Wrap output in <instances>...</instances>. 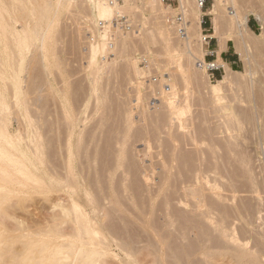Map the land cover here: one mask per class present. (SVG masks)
<instances>
[{
	"label": "bare ground",
	"instance_id": "bare-ground-1",
	"mask_svg": "<svg viewBox=\"0 0 264 264\" xmlns=\"http://www.w3.org/2000/svg\"><path fill=\"white\" fill-rule=\"evenodd\" d=\"M136 1L126 0L125 5H120L119 1L112 4L108 0H0V264H105L106 257L108 258L109 255L110 258L111 255L115 257L114 254L116 253H114L115 249H112L113 245L125 252L128 258L130 257L129 262L127 261L128 264H138V262L142 264L144 261L148 264L152 261L149 256H154L153 264H220L218 260L225 258L228 259H225L224 262L229 261V259L232 261L227 262L228 264H264V177L260 178L254 171L256 165L254 166L255 156L253 154L256 147L254 146L253 152L251 151L254 145L255 131H258V134L255 132L258 135L257 143L260 147H264V126L261 127V130L259 124L264 121L262 120L264 118L260 114L261 112L258 111L260 109L262 111L263 105L261 102L264 101V97L260 95L263 97L261 100L258 96V99L256 98L257 92H255L256 89L254 90L256 80L254 78L256 77L252 79L256 70L254 71V67L251 66V61H247L249 63L246 65V74L234 70L224 61H221L220 64L224 66L223 78L216 83H209V78L207 79L206 82L211 93L207 107L210 106L209 108H213L215 113L221 114L219 119L222 121L215 127L210 125V127H206V125L207 130L204 128L203 131H200L201 133L198 132L200 135L197 131H194L196 134H191L193 138L189 136L190 143L193 139L196 153L193 155L194 150L191 151L193 156L189 155L192 157H189V159L185 156L187 162H182L180 156L179 159L182 163H187L190 168L187 164H182L184 165L183 168H181V165L179 168V164L176 167L178 159L176 155L179 153L176 154L177 152L174 151V145L169 147L167 144L165 149H167L166 151L169 150L167 155L169 154L170 157L167 156L169 159H166L164 158L165 154H161L164 160L161 158L163 162L161 160L162 164H159L160 171H157L159 169L156 167L159 166H155L153 162H151L153 165L150 163V166L149 164L148 166H141L139 162L141 159L138 158V161L135 159L140 153L138 152V155L137 153L133 154V152H137V150L133 151L135 148H132L134 141H131L132 138L129 142H127L128 139H124L125 141L121 140L122 143L119 136L124 134V130H122V133L119 128L115 131L117 135H113L114 138L116 137V145L114 146L118 148L117 152L115 151L117 154L112 152L115 156L112 154L113 156L107 159L103 158L104 161L102 160V162L100 158L105 157V154L100 150L102 147L99 148V146L103 143L101 142L103 136L102 138L97 136L100 137L99 139L95 137L97 132L93 134L91 132L92 136L89 139L85 138L84 128H86V131L90 121L88 120L89 117L86 116L88 113L85 117H82V114L87 111V108L85 109L86 105L83 104L85 99L83 97L82 99L77 98V95L76 99L71 98L75 91L71 90L72 88L69 89L71 84L65 82L66 80L64 81L65 72L60 69L61 67L59 68L58 61L60 59L57 61L55 56L57 53L55 31L59 29H57L58 19L62 13L68 12V10L77 9L78 11H76L79 12L81 9H87L88 7L93 15L89 21H106L103 29L100 30V40L96 41L94 39L95 42L92 43L87 62L90 69L88 78L91 93L94 96L96 93L97 96L94 97L96 104L95 101L93 103L98 107L106 102V98L103 99L99 92H102L101 94L106 92L103 89H106L104 84L106 80L103 83L102 79L111 72L109 70L107 72L105 69H109L112 63L110 62L108 65L107 61H104V64H101L102 57L100 56L111 49L113 50V48L115 50L120 48L122 52L124 50L127 53V49L132 44L127 40L128 34L117 28L111 19L116 15L126 14L127 11L134 12L135 9H140L139 12L142 9L147 10L150 15L156 17L158 13H163L167 9H164L162 0H144L143 8L137 7ZM179 2L184 13L186 27V31L182 35V43L180 41L174 43V40H172L174 44L171 43L173 34L171 29L173 27L171 29L169 27V29L163 28V31L160 27V32H162L160 38L165 41L162 40L163 44L166 43L163 47L165 49H162V51H164V60L167 66L169 64L178 66L180 70H178L180 73L178 75L181 77L179 78L186 86L194 83L199 87L201 83H204L203 80H206L203 79L200 73V70L205 69L198 66V61L204 60L207 54L204 45L208 46L202 40L203 15L213 14L215 16L214 34L211 35L220 38V49H225L226 39L232 38L236 44L238 54L242 57L248 55L247 53L250 52L251 47H254V41L257 38L264 36V30L259 35L248 26L249 13L253 12L263 26L262 28H264V0H261L263 12L256 10L240 11L236 5H232L233 0H214L211 9L208 11L203 10L199 0H179ZM90 12L89 14H91ZM88 16L90 17V15ZM176 24L173 25L175 28L179 26V24ZM226 29L230 32L229 34L225 33ZM247 30L251 31L253 36H256L255 40L251 35L246 36L247 34L244 31L247 32ZM145 34L141 35L140 43L143 44V47L148 48L151 43L156 41L158 34L156 36L154 32L148 34L145 32ZM263 38L260 40L264 41ZM161 40L159 42L157 39L158 43H161ZM198 40H201L200 44L196 43ZM33 45L37 47L34 50H38L40 54L38 58L36 57L38 59L36 62L41 67L38 65L36 67L41 70L38 68L37 71L35 67L36 72L34 66L31 69L28 62L25 65L26 61L23 59L25 55L27 56L25 50ZM257 45L259 46V43ZM135 58L127 57L125 67L132 70L137 81H140L143 75L150 72V68L147 67V71L141 69ZM184 62H186L188 68L185 67ZM159 66L165 69L163 65ZM28 67L30 68L29 73L27 72ZM55 67L58 68V72H61L52 76V80L50 75H52ZM189 67H194L196 70L193 69L191 74H187L190 71ZM56 71L54 72L56 73ZM162 71V81L159 82L160 85L158 82L157 84L159 85L160 95H164L161 102L166 106L161 105L166 107V110L162 109L163 114H160L161 111L158 112L159 114L157 113V118L164 115L159 121L154 117V114L149 115V117L152 116L151 120L156 119L150 123H153L151 128L154 130L152 132L154 133L153 136L155 130L159 132L155 138L153 137L155 141L156 139L160 141L161 130L166 128L164 125L160 129L164 119L166 125L168 123V130L171 131L169 135H172L174 121L182 123L183 118L182 106L180 107V104L176 105L174 103L177 102L174 101V98L179 94L174 88V84H177L172 81V76L165 79V73ZM234 73L236 76L243 75V77L250 75L252 80L250 79L249 84H241L246 87V91L242 89L244 95L243 92H238L233 96L238 103L240 102L239 109L234 107L236 112L226 113L229 107L225 104V100L228 99L225 91L233 85ZM55 76H58L57 79L61 77V81L59 80L60 82L57 81L58 84L56 83L60 87H56L54 83ZM204 77L206 76L204 75ZM66 79L67 81L70 80L67 75ZM236 80L238 81V78ZM61 82L64 83L62 86ZM77 83L80 84L78 81ZM261 83H264V80ZM142 84V82L140 85L138 84L139 88L137 89H140ZM239 87L238 89H240ZM243 87L241 86V88ZM258 87L260 88V86ZM259 88L258 91L261 89ZM99 89L102 90L99 91ZM154 91L156 92L152 91L154 94H159L156 89ZM43 92L46 94L43 95ZM259 92L264 94V89ZM188 97L186 98L187 101L189 100ZM255 98L258 101L260 100L261 108L259 107L260 103ZM203 102H206V100L204 99ZM129 109L131 108L128 106L127 116L125 114L124 120L125 129H128V131L130 129L134 133V130H132L134 116L130 114ZM145 114L143 115L145 116ZM104 119L106 118H103L98 124L99 129L104 126ZM14 120L17 123H13ZM160 120L162 121L160 122ZM86 121L87 125H85ZM147 122L149 124V121ZM261 124L264 125L262 122ZM46 126L50 130L45 131ZM181 126L184 125L181 124ZM201 127L203 128V125ZM95 128L93 127V129ZM202 128L200 129L202 130ZM144 132L140 133L143 134ZM223 132L227 135L222 134L224 137L221 135L222 138L220 136L219 139L214 137V135ZM100 133V135L104 134ZM148 133L150 134V132ZM125 134L127 133L125 132ZM137 135L140 136L138 133ZM145 140L146 142L149 141ZM93 141L95 144L91 149L90 144ZM119 141L121 142L120 149L117 147L120 144ZM161 141L165 142L164 140ZM53 143L54 147L52 149L51 145ZM129 143H132L130 144L131 147H129ZM159 145L162 147L164 143L161 142ZM251 145L252 148L249 149ZM112 146L113 144L110 145V147ZM129 148L132 149V152H129ZM129 155L130 161L128 159ZM157 175L159 180L154 183ZM136 176H138L137 181L133 180ZM135 183L137 184L135 185ZM136 191L138 194H136ZM34 193H40V196L41 194L45 195L46 197H43L51 200L52 209H56V212L54 210V214H50L51 217L48 219L49 221L47 220L48 222L46 221V224H43V226L38 224L36 230L31 229L29 225L22 224L28 221H21V219L14 217L18 221V225L21 224V226L19 225L20 228H17L19 233H15L11 230L15 225L13 224L14 227L12 226L10 229L9 226L7 227L8 222H5L4 219L7 214L10 216L9 218L12 217V211L9 213L8 203L15 197L18 199L16 200L17 203L24 206L33 197ZM134 210L136 213H134ZM129 212L132 213V221L134 220V222L140 224L138 225L140 228L137 226L139 230L134 227L136 230L132 229L131 231V220L127 221L124 217ZM116 219L123 226H118L114 222ZM18 243H21L22 247L20 248L22 249L14 248ZM138 247L139 249L143 248L144 256H147L144 257L145 259L142 257V260H144L142 262L137 256ZM141 252L140 250V254ZM145 262L144 264H146ZM221 262L223 264V261Z\"/></svg>",
	"mask_w": 264,
	"mask_h": 264
},
{
	"label": "rangeland",
	"instance_id": "rangeland-1",
	"mask_svg": "<svg viewBox=\"0 0 264 264\" xmlns=\"http://www.w3.org/2000/svg\"><path fill=\"white\" fill-rule=\"evenodd\" d=\"M125 2H126V0H120L119 1V3H120V5H125ZM261 2V0L259 1V0H233V2H232V5H236V7L238 8V9H240V11H249V10H256V11H258V12H263V7L261 6L262 5V2ZM143 3H144V0H137L136 1V5H137V7H142L143 6ZM180 2H179V0H178V2H176V3H173V4H170V3H167V2H163V6H164V9L165 8H167V9H165V11L164 12H166V13H158L157 14V16L156 17H154V15L152 16V15H150V13L147 11V10H143L142 8V10H141V12H139L140 11V9H135V11L134 12H131V11H127L128 13H124L125 15H127V16H129V18H130V21L132 22V24H133V26H134V31H130V32H127V31H122V32H124V33H126V34H128V38H127V40H128V42L129 43H132V44H130L131 46L127 49V53H126V51H124L123 50V52H122V49H120V48H116V50H115V48H113V50L111 49V50H109L106 54H102V56H100V57H102L101 58V61H102V63L101 64H104V61H107V64L109 63L110 64V62H112L110 65V67H109V69H105V71L107 70V72H108V70H109V72L110 73H108V75L106 76H104L103 78L104 79H102V82L104 83V81L106 80L107 81V83H106V81H105V86H106V89H108V90H106L105 88H103L106 92H103V94H101L102 92H99V95H101L102 97H103V99L104 98H106V102L105 103H107V104H105L104 103V105H102V106H98V107H96V101H95V98L94 97H97L96 96V93H95V96L93 95V93H91V86H90V80H89V78H88V73L90 72V69H89V65H88V57H89V53H90V48H91V46H92V43H94L95 42V40L96 41H99L100 40V30H102L103 28H99L98 27V22H99V20L97 21H94L93 22V20L92 21H89V20H91L90 18H92V13L90 12V10H89V8L87 7V9L86 8H83V9H81L79 12H77L78 10L77 9H72L71 11L70 10H68V12H64V13H62L61 15H60V17H59V19H58V25H57V29L58 30H56L55 32H56V38H58L57 40H56V38H55V44H56V54H55V56L57 57V61L60 59V61H58V65H60L59 66V68L60 69H62L64 72H65V79H64V81L65 82H68L69 84H71L70 85V87H69V89H71V90H74L73 92V95H72V97L71 98H75L76 99V95H77V98L79 97L80 99H82V97L85 99V101H84V99H83V101L85 102V103H83L84 105H86V107H85V109L87 110H85L86 111V113L84 112L83 114H82V117H85V115L88 113V115H86V116H88L89 118H88V120H90L89 122H88V125L86 124L87 123V121L85 122V125H87V130L85 131V129L86 128H84V132H86V133H84L85 134V138H90L92 135L91 134H93L94 132H97V133H95L96 134V136L95 137H97V136H101V138H102V136H103V139H101V142H103L102 143V145H101V142H100V145L101 146H99V148H101L100 150L101 151H103L104 152V154H105V157H102V158H100L101 159V162H102V160H103V158L104 159H107L108 157H110V156H113L117 151V149L118 148H115V146L114 145H116V140H115V138H114V136L113 135H117V133L115 132V131H117L118 130V128H119V130H121V132H122V130H124L123 132H124V134H119L120 136V138L121 139H119L120 141L121 140H123V141H125L126 139H128V141L127 142H129V140L132 138V142L134 141V145H132L133 147V151H135V150H137V152H133V154H135V153H137V155L139 154V156H136L135 157V159L137 160L138 158H140L141 160L139 161L140 162V164H141V166L143 165H145V166H148V164H149V166H150V163L151 162H153L154 163V165L155 166H159V167H156V168H158L159 170H157V171H160V165L162 164V162H163V156L162 155H164V158H166V159H169V154L167 155V153H168V151H166L167 149H165V148H167V146H165L166 144L169 146V147H171L170 145H174V151H176L175 153L176 154H178V155H176V158H177V156H178V159H177V162H176V167H178L179 166V168H180V165H181V168H183L182 166H184V165H182V164H187V163H182V162H187V159H189V155H192V153H193V155L196 153L195 152V144L193 143V139H192V141H191V143H190V137H192L191 136V134H196L194 131H197V133L198 132H200V131H203V129L204 128H206V127H208L209 125L211 126V127H215V126H217L218 124H220L221 123V121L222 120H220L219 118L221 117L220 115L221 114H219L218 112H216L215 113V111H214V109L212 108V109H210L209 107H207V103H209V98L211 97V93H210V91H209V87H208V85H207V79L210 81L209 83H216L219 79H221V78H223V75H224V71L222 72V74L220 75V74H216L214 77H212V74H210L208 71H206V70H200V73L202 74V77H203V79L205 78L206 80H203L204 81V83H201L200 84V86L198 87L197 85H194V83H191V84H188L187 86L186 85H184V83H183V81L182 80H180V76L178 75V73H179V68H178V66L176 65V64H169L168 66H167V64H166V62H165V56H164V51H162V49H163V47L165 46V44H163L164 42L161 40V38H160V35H161V33L162 32H160V27H162V29H161V31H163L164 29L163 28H165V29H167L168 27L171 29L172 27V29H171V31H172V37H171V43H172V40H174L173 42L174 43H176L175 41H177V43H179V41H180V43H182L181 41H183L182 39H183V36L180 34V33H178L179 32V30L177 31V29H179V26H176V28H175V26H173V25H175L176 24V22H174L173 21V19L171 18V17H173L174 16V14L175 13H177L178 11H179V8H180V4H179ZM214 3V0H207V3H206V5H205V7L203 8V10L204 11H208V10H210L211 9V7H212V4ZM255 4V5H254ZM171 10H170V9ZM84 9H86V10H84ZM168 9H169V11H168ZM75 10V11H74ZM77 10V11H76ZM82 10H83V12H82ZM82 12V13H81ZM89 12L91 13V14H89ZM172 12V13H171ZM69 13V14H68ZM264 13V12H263ZM66 14V15H65ZM84 14V15H83ZM90 15V17L88 16V15ZM73 15V16H72ZM87 15V16H86ZM71 19H70V18ZM74 17V18H73ZM76 17V18H75ZM87 17H89V18H87ZM214 15L213 14H205V15H203V20H205V21H207L208 22V24H207V26H209V27H211V30H209V32L211 33V34H214V32H213V26H214ZM79 21H78V20ZM76 20V21H75ZM84 20H86V21H84ZM72 21V22H71ZM145 21V22H144ZM249 22H248V26L254 31V32H256L257 34H259V35H261L262 33H263V30H264V28H262L263 26L260 24V21L257 19V17L255 16V14L253 13V12H250L249 13V20H248ZM145 23V24H144ZM158 23V24H157ZM162 23H164V24H162ZM160 24V25H159ZM105 25V24H104ZM166 27H165V26ZM177 25V24H176ZM104 27V26H103ZM204 27H206V24H204ZM19 28H21L20 26H19ZM142 28V29H141ZM157 28H158V30H157ZM168 28V29H169ZM176 29V31H175V29ZM149 31H151L150 29H155V30H152L153 32H154V35L156 36V34H158L157 36H156V43L154 42V43H151L150 45H149V47L148 48H146L145 46L143 47V44H141L140 43V40H141V35H146L145 34V32L148 34V33H153L152 31L151 32H149ZM174 29V30H173ZM228 30H229V28H227ZM226 29V30H227ZM148 32H147V31ZM225 31V33L226 34H229L230 32L229 31ZM143 31H145V32H143ZM160 32V33H159ZM244 33L245 34H247L246 36H252V38H253V40H255V38H256V36L254 35L253 36V33L250 31L249 32V30H247V32L246 31H244ZM250 33V34H249ZM62 34H63V38H62ZM97 34V35H96ZM182 37H181V36ZM173 36H174V38H173ZM96 37V38H95ZM180 37V38H179ZM213 37H217L218 39H219V41H220V38L218 37V36H213ZM264 36H262V37H259V38H257L254 42V47L252 48L251 47V49L249 50L250 52L249 53H247L248 55L247 56H245V57H242V56H240L239 55V57H240V61H239V63L237 64V65H235L234 66V70H238V71H240V72H242V73H245L246 74V65H248V63L249 62H247V61H251V66L252 67H254V71L256 70V73H254V76H252V79H253V77H256V78H254V80H255V83H254V90H255V92H257L256 93V98H257V96H258V98L261 100V98H263L264 97V94H262L263 93V91H262V93H260L259 91H261L262 89H264L263 87H264V83H261L263 80H264V71H263V69H264V41H261L262 40V38H263ZM200 38H201V35H200ZM251 38V37H250ZM251 38V39H252ZM61 39V40H60ZM95 39V40H94ZM157 39H158V41L160 42V40H161V43H158V41H157ZM177 39V40H176ZM181 39V40H180ZM259 39V40H258ZM261 39V40H260ZM63 40V41H62ZM227 41H229V43H230V45L231 46H233L235 49H236V51H238L237 50V47H236V44H235V42H234V40L232 39V38H227L226 39ZM263 40H264V38H263ZM62 41V42H61ZM199 41V40H198ZM196 42V43H199L200 44V41L199 42ZM256 41H258V42H256ZM61 43V44H60ZM63 43V44H62ZM174 43H172V44H174ZM202 43V42H201ZM259 43V46L257 45ZM261 43H263V44H261ZM58 44V45H57ZM163 45V46H162ZM197 45V44H196ZM258 46V47H256V46ZM34 46V47H33ZM33 46H31V47H29L28 49H26L25 50V54H27V56L25 55V58H23V59H25V61H26V63H25V65L27 64V62L29 63V66H30V68L32 69L33 68V66H34V68L38 65V66H40V64H38V62H36L38 59V57L40 56V54H39V51L38 50H34V49H36L37 47H35V45H33ZM63 46V47H62ZM205 46V49H206V51H207V49H208V46H206V45H204ZM89 47V48H88ZM162 47V48H161ZM258 48V49H257ZM32 49V50H31ZM61 49V50H60ZM165 49V48H164ZM163 49V50H164ZM28 50V51H27ZM58 50V51H57ZM63 50V51H62ZM61 51V52H60ZM117 53H116V52ZM59 52V53H58ZM122 52V53H121ZM126 54H125V53ZM61 53V54H60ZM121 53V54H120ZM124 53V54H123ZM72 54V55H71ZM117 54V55H116ZM120 54V55H119ZM143 54H147V55H149L150 56V58L152 59V60H150V67L148 66V68H150V72L149 73H147V74H145V75H143L142 76V78L140 79V81L143 83L141 86H140V89H137V88H139V85H140V81L138 80L137 81V79H136V77H135V75L133 74V72H132V70H128L127 69V67H125V62H127L126 61V59H127V57H136L135 59H136V63L138 64V66L141 68V69H143V70H145V71H147V67H144V65L143 64H141V62H140V57L143 55ZM84 55V56H83ZM59 56V57H58ZM119 56V57H118ZM122 56H123V59H122ZM206 56V55H205ZM4 57H6V55H4ZM34 57V58H33ZM37 57V58H36ZM61 57V58H60ZM63 57V58H62ZM67 57H70V58H67ZM83 57V58H82ZM87 57V58H86ZM121 57V58H120ZM248 57V59H246ZM67 58V59H66ZM86 58V59H85ZM119 58V59H118ZM22 59V60H23ZM34 59V60H33ZM40 59V58H39ZM66 60V61H62V60ZM250 59V60H249ZM70 60V61H69ZM80 60V61H79ZM83 60V61H82ZM86 60V61H85ZM164 62H163V61ZM114 61H116V62H114ZM218 61H219V64L220 63H222L221 62V60L220 59H218ZM30 62H32V63H30ZM36 62V63H35ZM66 62V63H65ZM34 63H35V65H34ZM61 63V64H60ZM70 63V64H69ZM72 63V64H71ZM158 65H157V64ZM261 63V64H260ZM33 64V65H32ZM63 64V65H62ZM83 64V65H82ZM106 64V65H107ZM108 64V65H109ZM112 64H114V65H116V66H114V65H112ZM186 64V62H184V65ZM255 64V65H254ZM68 65H70V66H68ZM107 65V66H108ZM159 65H163L164 66V68L165 69H162ZM187 65V64H186ZM185 65V67L186 68H188V65L186 66ZM28 66V65H27ZM74 66V67H73ZM230 66V65H229ZM41 67V66H40ZM112 67H114L113 69H112ZM160 67V68H159ZM231 67V66H230ZM30 68L28 67L27 68V72L30 70ZM37 68V71H38V68L39 67H36ZM36 68H35V72H36ZM67 68V69H66ZM177 68V69H176ZM40 69V68H39ZM55 70L54 71H56V73L53 71L52 72V75H50V78L52 79V76H54V75H58V74H60V72H58V68H54ZM76 69V70H75ZM81 71H79V70ZM116 69V70H115ZM123 69H125V70H123ZM189 69H190V71L187 73V74H191V72H193V69H195L194 67H189ZM188 69V70H189ZM259 69V70H258ZM34 70V69H33ZM41 70V69H40ZM68 70H69V72H68ZM163 70V71H162ZM169 70V71H168ZM179 70V71H178ZM187 70V71H188ZM196 70V69H195ZM67 71V72H66ZM71 71H72V74H71ZM161 71L163 72V73H165L164 74V77H165V79H168V78H171V76H172V81H174L177 85H179V86H177V85H175L174 84V88L178 91V95H176V99L174 98V101H177V102H174L176 105L177 104H180V107H181V109L183 110V112H182V123L181 122H175L174 121V126L172 127V135L173 136H175V137H173L172 135H169V133L171 132L170 130H168V123H167V125H166V122H165V119H164V123H163V121L162 120H160V122L162 121V124H161V127H160V129H162V126H164V127H166V128H163V130H164V132H163V130H161L162 131V133H161V131H160V133H161V135H159L160 137H159V140L161 141V140H164L165 142H163V141H161L162 143H164V145L161 147V145H159V144H161V142L160 141H158L157 139H156V141H158V142H156L155 140H153L154 138H155V136L156 135H158L157 133H159V132H157V130H155L156 132H155V135L153 136V134L154 133H152V132H154V130H152L151 128H152V124H150L151 122H153V120L155 121L156 119L159 121V119H161V118H163L162 116H164V115H160V117L159 118H157L158 117V112L159 111H161L160 112V114H163V110H166V107H164V106H166V104L164 105V103H162L161 102V100H162V97L164 96L163 94H161L160 95V89H159V85H160V83L159 82H161L162 81V75H161ZM175 71V72H174ZM177 71V72H176ZM198 71V70H197ZM30 72V71H29ZM28 72V73H29ZM41 72V71H40ZM77 72H78V74H77ZM85 74H84V73ZM107 72H105V73H107ZM195 72V71H194ZM259 72V73H258ZM54 73V74H53ZM171 73V74H170ZM173 74H174V76H173ZM180 74V73H179ZM210 74V76H208ZM244 74V75H245ZM66 75H67V78L68 79H70L69 81H67V79H66ZM78 75V76H77ZM177 75V76H176ZM204 75L206 76V77H204ZM238 75H240V74H238ZM61 76V75H60ZM70 76H71V78H70ZM83 76V77H82ZM170 76V77H169ZM56 77V80L54 81V83H55V85H56V83L58 84V82L57 81H61V77H59L60 79H57V77L58 76H55ZM85 77V78H84ZM154 77H157L158 78V81H155L154 82ZM175 77H177V78H175ZM180 77V78H179ZM240 77V78H239ZM242 77V78H241ZM261 77V78H260ZM74 78V79H73ZM81 80H80V79ZM175 78V79H174ZM235 78V79H234ZM238 78V81L236 80ZM75 79H76V81H75ZM160 79V80H159ZM233 80H234V82H233V85H231V86H229L228 87V89L225 91L226 93V96H228L227 98L228 99H226L225 101L227 102H225V104H227V107H229L228 109H227V111H226V113H230V112H232V113H234V112H236V110L235 109H237L238 107H239V105H240V102L238 103V101L237 100H235L234 98H233V96H235V93H238V92H240V93H242L243 92V90L244 91H246V87L244 88L243 87V85H241V84H245L246 85V83H250L251 82V76L250 75H245L244 77H243V75H240V76H236L235 75V73H234V76H233V78H232ZM239 79H240V81L242 80V82L240 83V81H239ZM248 79V80H247ZM251 79V80H250ZM261 79V80H260ZM263 79V80H262ZM53 80V79H52ZM86 80V81H85ZM176 80V81H175ZM59 81V82H60ZM77 81L78 82H80V84L79 83H77ZM257 81V82H256ZM71 82V83H70ZM83 82V83H82ZM140 82V83H139ZM157 82H158V84H157ZM178 82V83H177ZM235 82H237L236 84H235ZM244 82V83H243ZM62 83V82H61ZM77 83V84H76ZM156 83V84H155ZM239 83V84H238ZM248 83V84H249ZM258 83V84H257ZM64 83H62L61 84V86L63 85ZM74 84H75V86H74ZM102 84V83H101ZM139 84V85H138ZM155 84V85H154ZM73 85V86H72ZM152 85H153V87H152ZM239 85H240V87H239ZM260 86V88L258 87V86ZM104 86V85H103ZM104 86V87H105ZM177 86V87H176ZM196 86V87H195ZM241 86L243 87V88H241ZM257 88H256V87ZM56 87H60L59 85L57 86L56 85ZM184 87V88H183ZM185 87H187L186 89H185ZM234 87V88H233ZM238 87L240 88V89H238ZM101 88H102V85H101ZM110 88V89H109ZM135 88H136V90H135ZM156 89V91H158L157 93H159V94H154V93H156L155 91H154V89ZM232 88V89H231ZM258 88L260 89L259 91H258ZM152 89V90H151ZM179 89V90H178ZM243 89V90H242ZM87 90V91H86ZM102 89H99V91H101ZM151 90V91H150ZM190 90V91H189ZM239 90V91H238ZM78 91V92H77ZM90 91V92H89ZM154 93H153V92ZM187 91V92H186ZM85 93V94H83V93ZM139 92V93H138ZM188 92H191L190 94L188 93ZM70 93H72L71 91H70ZM76 93H78V94H76ZM105 93V94H104ZM153 93V94H152ZM186 93V94H185ZM188 93V94H187ZM46 93L45 92H43V95H45ZM79 94H80V96H79ZM108 94V95H107ZM138 94V95H137ZM184 94V95H183ZM243 95H244V92L242 93ZM70 95V94H69ZM260 95H263V97H261ZM85 96V97H84ZM140 98H139V97ZM144 96V97H143ZM154 96V97H153ZM159 97V98H157V97ZM183 96H185V97H183ZM189 96V97H188ZM260 96V97H259ZM92 97H93V99H92ZM134 97H137L138 98V100H137V98H134ZM161 97V98H160ZM183 97V98H182ZM188 97V101L186 100V98ZM88 98V99H87ZM109 98V99H108ZM115 99V100H112V99ZM157 98V99H156ZM255 98V100H257ZM79 99V100H80ZM91 99V100H90ZM141 99V100H140ZM183 99H185V100H183ZM206 100V102H203V100ZM232 99H234V100H232ZM87 100V101H86ZM118 100V101H117ZM121 100V101H120ZM137 100V101H136ZM139 100H140V104H139ZM231 100V101H230ZM259 100V101H260ZM263 100V99H262ZM89 101V102H88ZM93 101H95V104L93 103ZM156 101V102H155ZM184 101V102H183ZM237 101V102H236ZM258 101V100H257ZM258 101V102H259ZM112 102V103H111ZM115 102V103H114ZM138 102V103H137ZM264 101H262L261 103H262V105H261V103L259 104V107H260V105L262 106V111H261V109L260 110H258L259 112H261L260 114H262V116H263V118H264V113H263V111H264V103H263ZM110 103V104H109ZM125 103V104H124ZM137 103V104H136ZM160 103V104H159ZM238 103V104H237ZM76 104V103H75ZM118 104V105H117ZM164 105L163 107H162V105ZM258 104V103H257ZM88 105V106H87ZM106 105V106H105ZM110 105H111V107H110ZM115 105V106H114ZM117 105V106H116ZM123 105H125V106H123ZM161 105V106H160ZM235 105V106H234ZM90 106H92L91 108H90ZM95 106V107H94ZM104 106V107H103ZM109 106V107H108ZM124 108H123V107ZM128 106H129V108H131V109H129V111L131 112L130 114H133L132 116H134V119L136 120H134L133 119V121H134V123H133V129H132V127H131V129L132 130H134V133L133 132H131V130L129 129V131H128V129L126 130L125 129V127H126V125H125V117L127 116V110H128ZM138 107V109H137V107ZM140 106H141V108H140ZM241 106V105H240ZM90 109H89V108ZM127 107V109H125ZM143 107V108H142ZM161 107V108H160ZM207 107V108H206ZM234 107H235V109H234ZM101 108V109H100ZM104 108V109H103ZM108 108V109H107ZM117 108V109H116ZM122 108H123V110H122ZM261 108V107H260ZM89 109V110H88ZM92 109H97L96 111L95 110H92ZM112 109H113V111H112ZM140 109V110H139ZM147 111H145V110ZM163 109V110H162ZM232 109V110H231ZM239 109V108H238ZM90 110H92V111H90ZM108 112H107V111ZM125 110V112H123ZM142 110H144L146 113H147V115L145 114V112L144 111H142ZM202 110V111H201ZM207 110V111H206ZM102 111V112H101ZM137 111V112H136ZM204 111V112H203ZM89 112H90V114H89ZM96 112V113H95ZM105 112V113H104ZM109 112H110V114H109ZM134 112V113H133ZM199 112V113H198ZM103 114L104 116H102L101 114ZM107 113V114H106ZM145 114V116L143 115V114ZM156 113V114H155ZM158 113V114H157ZM204 114V115H202V114ZM108 114H109V116H108ZM125 114H126V116H125ZM150 114H154V117H156V119L155 118H153V120H151L152 119V116H150L149 117V115ZM198 114V115H197ZM206 114V115H205ZM84 115V116H83ZM139 115V116H138ZM202 115V116H201ZM199 116V117H198ZM207 116V117H206ZM147 117H149V118H147ZM205 117V118H204ZM103 118H106V119H104V121H105V124H104V126H102V128L101 129H99L98 128V124H100V122L102 121V119ZM109 118V119H108ZM133 118V117H132ZM142 118V119H141ZM165 118V117H164ZM185 118H187V119H185ZM199 118V119H198ZM204 120H203V119ZM210 118V119H209ZM212 118H214V119H212ZM117 119V120H116ZM145 119V120H144ZM147 119H150V120H147ZM110 120V121H109ZM120 120V121H119ZM183 120H184V122H183ZM188 120V121H187ZM209 122H208V121ZM262 120H264V119H262ZM123 121V122H122ZM147 121H149V124H148V122ZM187 121V122H186ZM203 121V122H202ZM107 122V123H106ZM119 122V123H118ZM262 123H264V121H261ZM261 122L259 123L260 124V128L261 127H263L264 125H262L261 124ZM13 123H17V122H15V120L13 121ZM89 123H90V125H89ZM139 123V124H138ZM107 124V125H106ZM118 124H120V125H118ZM122 124V125H121ZM134 124H135V126H134ZM181 124L182 125H184V126H181ZM186 124H187V126H186ZM118 127H117V126ZM145 125V126H144ZM149 125V126H148ZM197 125L199 126L198 128H197ZM201 125H203V128L201 127ZM207 125V126H206ZM92 126V127H91ZM97 126V127H96ZM142 126V127H141ZM151 126V127H150ZM154 127H155V124L153 125ZM206 126V127H205ZM209 126V127H210ZM47 127V126H46ZM45 127V128H46ZM86 127V126H85ZM93 127L95 128V129H93ZM123 127H124V129H123ZM150 127V128H149ZM170 127H171V125H170ZM44 128V129H45ZM49 128H50V126H49ZM144 128H145V130H144ZM200 128H202V130L200 129ZM47 129H48V127L46 128V130L45 131H47ZM89 129H92V130H89ZM111 129V130H110ZM147 129V130H146ZM148 129H150V130H152V131H148ZM197 129V130H196ZM200 129V130H199ZM264 129V128H263ZM48 130H50V129H48ZM94 130V131H93ZM95 130H97V131H95ZM126 130V131H125ZM167 130V131H166ZM199 130V131H198ZM206 130H207V128H206ZM261 130H262V128H261ZM146 133H145V132ZM187 131H189L188 133H187ZM89 132V133H88ZM92 132V133H91ZM100 132H102V133H104V134H102V135H100L101 133ZM120 132V133H121ZM122 132V133H123ZM125 132L127 133V134H125ZM140 132H144L145 133V135H144V133L143 134H141ZM148 132H150V134L148 133ZM257 134H258V131H255ZM255 132H254V145H253V148H252V145L250 146V148L249 149H251L252 148V152H253V149L256 147V149H254V162H255V164H254V168L256 169V170H254V171H256V175L257 176H260V178L261 177H264V147H260V145L257 143V137H258V135L257 134H255ZM91 133V134H90ZM137 133L138 134H140V136H142L141 138H139L140 136H138L137 135ZM201 133V132H200ZM200 133H198V135H200ZM90 134V135H89ZM99 134V135H98ZM107 134H109V135H107ZM152 134V135H151ZM175 134V135H174ZM222 134H224V132L223 133H219V135L218 134H216V135H214V137L215 138H217V139H219L220 138V136L222 135ZM149 136V137H145V136ZM150 135H151V137H150ZM188 135V136H187ZM227 134L225 133L224 134V136H226ZM88 136V137H87ZM113 136V137H112ZM122 136V137H121ZM176 136H178V137H176ZM190 136V137H189ZM217 136V137H216ZM223 136V135H222ZM222 136H221V138H222ZM223 136V137H224ZM106 139H105V138ZM154 137V138H153ZM158 137V136H157ZM180 137V138H179ZM219 137V138H218ZM97 138H99L100 139V137H97ZM110 138V139H109ZM143 138V139H142ZM150 138H152V139H150ZM176 140H175V139ZM193 138V137H192ZM109 139V141H107ZM112 139H114V140H112ZM125 139V140H124ZM145 139H147V141L149 140V141H154V142H149V144H148V142H146V140ZM183 139V140H182ZM185 139V140H184ZM112 142H114V143H112ZM136 140H137V142H136ZM107 142V143H105V142ZM119 141V145H117V147H119L120 145H121V142L123 143V141H121L120 142ZM130 141V142H131ZM143 141H145V142H143ZM188 141V142H187ZM104 143H105V145H104ZM147 143V144H146ZM157 143V144H156ZM159 143V144H158ZM95 144V142L93 141V142H91V144H90V148L92 149L93 148V145ZM108 144V145H107ZM113 144V146L112 147H110V145H112ZM118 144V143H117ZM130 144H132V143H129V147H131L130 146ZM150 145V146H149ZM178 145V146H177ZM193 145V146H192ZM52 146V149H53V147H54V143L51 145ZM51 146H50V148H51ZM107 147V150H106V147ZM146 146V147H145ZM159 146V147H158ZM181 148H180V147ZM255 146V147H254ZM259 146V147H258ZM110 147V148H109ZM121 147V146H120ZM120 147H119V149H120ZM144 147V148H143ZM148 148V149H147ZM156 148V149H155ZM162 148V149H161ZM261 148V149H260ZM108 149H110V151H108ZM113 149V150H112ZM131 148H129V152L131 151L132 152V149L130 150ZM145 149V150H144ZM150 149V150H149ZM177 149H179L178 151H177ZM261 151H260V150ZM154 150V151H153ZM162 150V151H161ZM187 150V151H186ZM194 150V151H193ZM100 151V152H101ZM106 151V152H105ZM116 151V152H115ZM119 151V150H118ZM157 151V152H156ZM159 151H161V152H164V153H159ZM185 151V152H184ZM188 151H190V152H188ZM191 151H193V152H191ZM222 151V150H221ZM221 151H220V153H221ZM263 151V152H262ZM102 152V153H103ZM109 152H110V155H109ZM114 154H113V153ZM139 152V153H138ZM141 152H143V153H141ZM156 152V153H155ZM181 152V153H180ZM186 152H187V154H186ZM106 153H107V155H106ZM184 155H183V154ZM190 153V154H189ZM103 154V155H104ZM113 154V155H112ZM117 154V153H116ZM129 154H131V153H129ZM158 154V155H157ZM160 154V155H159ZM162 154V155H161ZM102 155V154H101ZM102 155V156H103ZM149 155V156H148ZM192 155V156H193ZM263 155V156H262ZM115 156V155H114ZM135 156V155H134ZM154 156V157H153ZM167 156H169L168 158H167ZM179 156H180V159L182 160V162H181V160L179 159ZM185 156H187V159H186V157ZM196 156V155H195ZM112 158V157H111ZM153 158V159H152ZM163 160H162V159ZM190 158H192V157H190ZM129 161H130V155H129ZM127 159V160H128ZM185 159V160H184ZM139 160V159H138ZM137 160V161H138ZM154 160V161H153ZM158 160V161H157ZM160 160V161H159ZM161 160H162V162H161ZM104 161V160H103ZM178 161H179V163H178ZM145 162H146V164H145ZM180 162H181V164H180ZM189 162V161H188ZM260 162V163H259ZM153 163H151L152 165H153ZM260 165H259V164ZM139 164V165H140ZM157 164V165H156ZM160 164V165H159ZM179 164V165H178ZM178 165V166H177ZM191 165H192V163H191ZM190 165V166H191ZM187 166H188V164H187ZM260 166V167H259ZM189 167V166H188ZM187 167V168H188ZM186 168V167H185ZM190 168V167H189ZM132 170H134V171H136L135 169H133L132 168ZM175 170H176V168H175ZM263 175V176H262ZM139 176V175H138ZM138 176H136L135 177V179H133V180H136L137 179V177ZM134 178V177H133ZM140 179H141V177H139ZM158 180H159V176L157 175V178L156 179H154V183L155 182H158ZM137 181V180H136ZM137 183H135V185H136ZM138 191V190H137ZM136 191V192H137ZM135 192V193H136ZM36 194V195H35ZM40 193H34V195H33V197L31 198V199H29L26 203L27 204H24V206H22V205H20V204H18L17 203V201L16 200H18V199H16L15 197L9 202L10 204H12V205H10L9 203H8V205H9V213H11V211H12V217L14 218V217H16L17 219H21V221L23 220V221H28V222H26V223H22L23 225H29L30 226V228L31 229H35L36 230V228L38 227V224H39V226L41 225V226H43V224H46L49 220V218L51 217V215H53L54 213V210H55V212H56V209H52V203H51V200H47L45 197V195H42L41 194V196L39 195ZM136 194H138V192L136 193ZM39 195V196H38ZM43 196H45V197H43ZM36 197V198H35ZM34 199V201H32ZM31 200V201H30ZM29 204V205H28ZM26 205H27V208H26ZM23 208H22V207ZM18 207V208H17ZM13 212H15V213H13ZM134 213H136V211L134 210ZM51 214V215H50ZM10 215V214H9ZM15 215V216H14ZM8 214L6 215V217L4 216V219H5V222H8L7 223V227L9 226V228L11 227L12 228V226L14 227V225H15V227L14 228H10L11 230H13L15 233L16 232H18L19 233V230L17 229V228H20V226H21V224H19L18 225V221H16L15 220V218L13 219L12 217V219L11 218H9L10 216H8ZM19 217V218H18ZM47 219H46V218ZM125 217V219L128 221H130V228H131V231H132V229L134 230H136V228H137V230H139V226L138 225H140L138 222H134V220L132 221V213L131 212H129V214L128 215H125L124 216ZM3 219V218H2ZM3 219V220H4ZM10 219H11V221H10ZM48 220V221H47ZM13 221H15V222H13ZM47 221V222H46ZM9 222H10V224H9ZM114 222H116V224H118V226H121L122 224H121V222L120 221H118L117 219L114 221ZM137 223V224H136ZM14 224V225H13ZM17 225V226H16ZM22 225V226H23ZM36 225V226H35ZM28 226V227H29ZM35 226V227H34ZM123 226V225H122ZM139 228H138V227ZM134 227H136V228H134ZM8 228V229H9ZM29 228V229H30ZM17 229V230H16ZM12 232V231H11ZM14 232H12L13 234H14ZM133 232H135V231H133ZM137 232V231H136ZM21 245V243L19 244H16L15 246L16 247H14L15 249L17 248H19V249H22V248H20V247H22V245ZM139 245H142V244H139ZM114 247H112V249L115 251L114 253H116V254H114L115 255V257H113V255H111V258H110V255L108 256V258L106 257V262H105V264H128V262H129V260H130V257L128 258V256H127V254L125 253V252H123L122 250H120L117 246H116V248H115V245H113ZM139 247H141V246H139ZM139 247H138V249H139ZM137 249V250H138ZM143 249V248H142ZM142 249H139L138 251V255L137 256H139L138 257V259L142 262V261H144V260H142V257L144 258H146L147 256H144V249L142 250ZM140 250L142 251L141 252V254H140ZM145 254H146V251H145ZM118 255V256H117ZM117 256V257H116ZM154 256H149V258H152V261H153V258ZM144 258V259H145ZM137 259V260H138ZM226 259V258H225ZM225 259H223V260H218V263H219V261H220V264H222V262L221 261H223V264L225 263V264H228L227 262H232V261H230V259H229V261H227V262H224L225 261ZM228 259V258H227ZM226 259V260H227ZM112 260V261H111ZM147 260V259H146ZM111 261V262H110ZM128 261V262H127ZM150 261V260H149ZM148 261V262H149ZM152 261H150V262H152ZM145 262V261H144ZM144 262H142V264H144ZM150 262L148 263V264H150ZM217 262V261H216ZM146 263V262H145ZM138 264H141V263H139L138 262ZM147 264V263H146ZM151 264H153V262L151 263ZM229 264H233V263H229Z\"/></svg>",
	"mask_w": 264,
	"mask_h": 264
},
{
	"label": "built area",
	"instance_id": "built-area-1",
	"mask_svg": "<svg viewBox=\"0 0 264 264\" xmlns=\"http://www.w3.org/2000/svg\"><path fill=\"white\" fill-rule=\"evenodd\" d=\"M110 3L114 4L116 1H120V0H108ZM162 2H167L170 4L176 3L178 2V0H162ZM199 3L201 5L202 8L205 7L207 0H199ZM173 19L174 22H176L177 24H179V33L181 35H184L185 31H186V27H185V17H184V13L182 11L181 8H179V11L177 13L174 14L173 17H171ZM112 23L119 28L122 31H127V32H132L134 31V26L132 24V22L130 21L129 16L125 15V14H119L116 15L113 19H111ZM104 23H106V21L104 20H99L98 22V27L99 28H103ZM205 20L202 21V26L204 25ZM211 30V29H210ZM213 36L211 35V33L209 32L208 29L203 28L202 30V40L208 44L211 43V41L213 40ZM216 55V52L213 53H207L205 56L204 60H199L198 61V66L201 68H204L206 71H208L210 74H212V77H214L216 74H222V72L224 71V66L222 64H219L218 61V57L216 56L214 59H207L206 57L208 55ZM150 56L147 54H143L140 57V62L141 64L144 65V67H148L150 65ZM154 81H158L157 77H154Z\"/></svg>",
	"mask_w": 264,
	"mask_h": 264
},
{
	"label": "crops",
	"instance_id": "crops-1",
	"mask_svg": "<svg viewBox=\"0 0 264 264\" xmlns=\"http://www.w3.org/2000/svg\"><path fill=\"white\" fill-rule=\"evenodd\" d=\"M209 1V0H208ZM206 27L204 25L202 28L210 30L211 27L207 26L208 22L205 21ZM219 39L217 37H214L211 43L208 46L207 53H213L216 52V55H208L207 59H214L216 56L218 59H221V61H224L228 66L230 65L232 68H234L235 65H237L240 61V57L236 49L230 45L229 41L226 42L225 49H220ZM221 50V51H220ZM220 51V53H219Z\"/></svg>",
	"mask_w": 264,
	"mask_h": 264
}]
</instances>
